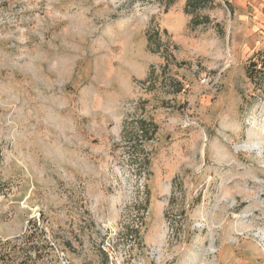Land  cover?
I'll use <instances>...</instances> for the list:
<instances>
[{
	"label": "rangeland",
	"instance_id": "374dc122",
	"mask_svg": "<svg viewBox=\"0 0 264 264\" xmlns=\"http://www.w3.org/2000/svg\"><path fill=\"white\" fill-rule=\"evenodd\" d=\"M185 4L0 0V264H264V0Z\"/></svg>",
	"mask_w": 264,
	"mask_h": 264
},
{
	"label": "trees",
	"instance_id": "16d2710c",
	"mask_svg": "<svg viewBox=\"0 0 264 264\" xmlns=\"http://www.w3.org/2000/svg\"><path fill=\"white\" fill-rule=\"evenodd\" d=\"M136 3H146L152 0H131ZM159 3L166 6V9L171 8L177 4L180 0H156ZM216 0H186L184 11L187 15L192 16L190 26L193 30L200 27L207 29L211 26L212 21L208 15H201V13L212 9L215 6ZM165 33L167 31H164ZM264 76V54L259 56L258 61H253L248 68V77L250 80L256 84L263 83L264 80L261 79ZM136 131V136L141 141H151L154 139L158 133V126L145 119H140L136 121L134 129ZM146 158V157H145ZM136 161V160H135ZM139 162V163H138ZM136 164L140 167L146 165L149 167L150 160L142 159L141 161H136ZM137 233V232H136Z\"/></svg>",
	"mask_w": 264,
	"mask_h": 264
}]
</instances>
